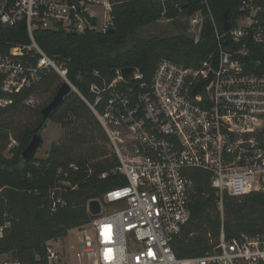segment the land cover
Returning <instances> with one entry per match:
<instances>
[{
    "label": "built area",
    "instance_id": "1",
    "mask_svg": "<svg viewBox=\"0 0 264 264\" xmlns=\"http://www.w3.org/2000/svg\"><path fill=\"white\" fill-rule=\"evenodd\" d=\"M127 1L0 0V114L56 72L87 102L107 137L114 166L101 178L112 173L125 180L98 199L101 213L82 227L77 249L47 242V264H264V233L227 239L222 229L201 257L179 258L174 250L191 219L194 170L209 174L222 219L225 194H264V61L252 58L255 46H264V0H241L223 31L202 0L207 11L185 17L188 33L198 43L210 18L215 54L198 68L162 59L150 79L137 68L130 79L118 70L111 81L91 84V104L69 79L68 61L49 56L35 33H108L115 29L114 7ZM20 23L30 44L4 36ZM52 194L56 211L65 200ZM9 226L0 225V239ZM0 264L25 263L0 255Z\"/></svg>",
    "mask_w": 264,
    "mask_h": 264
},
{
    "label": "trees",
    "instance_id": "2",
    "mask_svg": "<svg viewBox=\"0 0 264 264\" xmlns=\"http://www.w3.org/2000/svg\"><path fill=\"white\" fill-rule=\"evenodd\" d=\"M240 4L241 0H208L221 31L224 16L233 20ZM259 4L264 6L263 1ZM198 10L207 11L202 0H167L165 4L154 0H129L114 7L115 29L112 34L37 31L35 39L49 56L68 61L69 79L93 104L91 84L102 83L103 79L111 81L118 70L137 68L150 79L162 59L198 68L215 54L218 44L210 18L204 21L198 43L188 33V27L181 25V32L177 35L135 40L130 48L119 51L140 28L161 19L185 18ZM4 36L15 43L31 42L23 23L4 31ZM7 50L3 48V52ZM254 50L252 58L264 61V46H255ZM62 83L56 72H47L39 83L16 96L14 104L2 111L0 119L24 106L38 91L56 94ZM83 119L89 121L84 129L86 134L70 140V145L54 144L49 157L44 160L36 159L41 142L29 165L24 164L22 153L32 141L34 128H12L0 120V225L10 223L0 239V255H8L25 264H47V242L64 239L71 230L89 224L95 217L89 213L88 204L125 184V180L116 174L101 178L103 172L114 166L110 162L109 150L75 158L73 150L90 142L87 139L90 131L103 133L107 141L98 119L78 93L72 91L50 120L67 127ZM11 137L18 145L9 149L11 157H6ZM261 138L264 143V133ZM193 174L191 219L174 243L179 258L201 257L211 251L219 242L222 229L227 239L264 233V194L252 193L242 197L225 194L222 219L217 192L211 186L209 174L201 170H194ZM54 191L65 200L56 211L52 208Z\"/></svg>",
    "mask_w": 264,
    "mask_h": 264
},
{
    "label": "rangeland",
    "instance_id": "3",
    "mask_svg": "<svg viewBox=\"0 0 264 264\" xmlns=\"http://www.w3.org/2000/svg\"><path fill=\"white\" fill-rule=\"evenodd\" d=\"M186 25L189 29L190 25L188 19H161L155 24H151L140 28L132 39H128L123 47L119 51H124L130 48L135 40L139 39H152L155 37H165L177 35L181 32L180 26ZM55 94L44 93L41 91L36 92L30 97V99L21 107L14 109L4 115L0 120L2 124L8 125L12 128H35L41 123L43 116L41 110L46 107L53 99ZM89 121L81 120L79 123L67 127H62L61 124L49 120L41 132L42 137V147H40L36 153V159L44 160L50 155L52 147L54 144H71L73 138L86 134L85 127ZM88 144H83L77 149L73 150L75 158L79 155H90V153L100 154L103 151H108V143L105 141L104 134L98 131H90L87 136ZM86 139V140H87ZM71 140V141H70ZM18 142L11 137L10 145L5 151L6 157H11L9 149L16 147ZM116 205H104L103 209L106 212L112 211ZM103 210V211H104ZM85 228L73 229L69 232L68 236L64 239L57 240L55 247L62 248L65 252L69 249V246H74L75 249L78 248L79 238H82L85 234L82 232Z\"/></svg>",
    "mask_w": 264,
    "mask_h": 264
},
{
    "label": "water",
    "instance_id": "4",
    "mask_svg": "<svg viewBox=\"0 0 264 264\" xmlns=\"http://www.w3.org/2000/svg\"><path fill=\"white\" fill-rule=\"evenodd\" d=\"M224 29H230V21L227 15L224 16ZM109 34L114 33V29L108 31ZM193 37V35H191ZM135 68H125L122 69V74L130 79L133 75ZM74 91L71 86L67 83H62V85L57 90L54 95L52 101L41 110L43 119L41 123L32 130L33 138L30 142L29 146L22 153V160L25 165H29L31 163V159L35 151L41 145L42 137L41 132L44 129L47 122L52 118V116L62 107L67 97L70 93ZM76 92V91H74ZM77 93V92H76ZM82 98V97H81ZM83 99V98H82ZM84 100V99H83ZM85 101V100H84ZM89 210L93 216H97L101 213V205L98 200H93L89 203Z\"/></svg>",
    "mask_w": 264,
    "mask_h": 264
}]
</instances>
